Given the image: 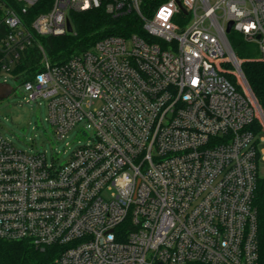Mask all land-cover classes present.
<instances>
[{
	"label": "built area",
	"instance_id": "built-area-1",
	"mask_svg": "<svg viewBox=\"0 0 264 264\" xmlns=\"http://www.w3.org/2000/svg\"><path fill=\"white\" fill-rule=\"evenodd\" d=\"M41 1L0 0L2 82L47 102L58 140L94 132L63 163L0 134V238L57 246L58 264H259L264 111L229 35L264 61V0H166L150 15L143 0H51L32 18ZM97 8L138 14L149 39L109 35L53 63L39 38ZM32 47L37 68L17 70Z\"/></svg>",
	"mask_w": 264,
	"mask_h": 264
},
{
	"label": "trees",
	"instance_id": "trees-1",
	"mask_svg": "<svg viewBox=\"0 0 264 264\" xmlns=\"http://www.w3.org/2000/svg\"><path fill=\"white\" fill-rule=\"evenodd\" d=\"M166 0H143L144 14H152ZM51 0H43L32 8V18L46 11ZM74 33L60 36L40 37L39 40L46 54L53 63H63L71 56L90 49L96 41L109 35L131 36L139 34L148 38L143 20L134 12L117 17L107 13L104 8L91 9L84 12L71 13ZM236 54L244 60L242 68L251 90L264 111V61L255 57L243 56L239 46L246 45L244 37L236 32L229 35ZM32 59H26L17 70L27 69L28 74L37 68L41 54L36 47L30 50ZM234 80V79H233ZM256 130L260 125L254 124ZM255 205L258 211L260 260L264 264V180H258L255 195ZM59 248L50 246L45 250L36 247L29 241H12L0 238V264H58Z\"/></svg>",
	"mask_w": 264,
	"mask_h": 264
},
{
	"label": "rangeland",
	"instance_id": "rangeland-1",
	"mask_svg": "<svg viewBox=\"0 0 264 264\" xmlns=\"http://www.w3.org/2000/svg\"><path fill=\"white\" fill-rule=\"evenodd\" d=\"M247 42V41H245ZM243 56L259 57L261 52L257 44L247 42L239 46ZM225 66L231 67L232 63ZM235 80V78H232ZM5 81L0 77V82ZM14 91L11 95L0 101V134L11 140L20 149L34 152H46L48 162L53 159L60 163L69 158L70 152L81 143L85 144L94 129L87 127L84 133L82 126L74 129L69 136L58 140L53 125L48 120V107L45 100L28 102L27 93L20 80L7 78ZM264 151V143L260 146ZM264 153L259 163L260 178L264 180Z\"/></svg>",
	"mask_w": 264,
	"mask_h": 264
},
{
	"label": "water",
	"instance_id": "water-1",
	"mask_svg": "<svg viewBox=\"0 0 264 264\" xmlns=\"http://www.w3.org/2000/svg\"><path fill=\"white\" fill-rule=\"evenodd\" d=\"M233 23L231 22L228 26L227 32L231 31ZM68 31L73 32V26L71 21L68 20ZM14 91V87L10 83L0 82V101L9 97Z\"/></svg>",
	"mask_w": 264,
	"mask_h": 264
},
{
	"label": "clouds",
	"instance_id": "clouds-1",
	"mask_svg": "<svg viewBox=\"0 0 264 264\" xmlns=\"http://www.w3.org/2000/svg\"><path fill=\"white\" fill-rule=\"evenodd\" d=\"M84 6H85V8H87V7H88L87 3H85ZM254 27H255V24H249V25H246V26L244 27V31L247 32V31H249V29L254 28Z\"/></svg>",
	"mask_w": 264,
	"mask_h": 264
},
{
	"label": "snow or ice",
	"instance_id": "snow-or-ice-1",
	"mask_svg": "<svg viewBox=\"0 0 264 264\" xmlns=\"http://www.w3.org/2000/svg\"><path fill=\"white\" fill-rule=\"evenodd\" d=\"M166 18V17H165ZM196 81H193V83H195Z\"/></svg>",
	"mask_w": 264,
	"mask_h": 264
}]
</instances>
